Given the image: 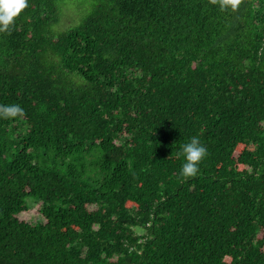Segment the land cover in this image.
<instances>
[{"label": "trees", "instance_id": "obj_1", "mask_svg": "<svg viewBox=\"0 0 264 264\" xmlns=\"http://www.w3.org/2000/svg\"><path fill=\"white\" fill-rule=\"evenodd\" d=\"M64 1L0 30V264H264V0Z\"/></svg>", "mask_w": 264, "mask_h": 264}, {"label": "clouds", "instance_id": "obj_2", "mask_svg": "<svg viewBox=\"0 0 264 264\" xmlns=\"http://www.w3.org/2000/svg\"><path fill=\"white\" fill-rule=\"evenodd\" d=\"M240 0H223V6L236 8ZM28 5V0H0V30L8 28L15 18ZM23 109L19 105H8L0 108V118L17 117L22 114ZM185 162L181 167V175L184 177H195L199 173V164L206 157V148L193 137L189 143L183 146Z\"/></svg>", "mask_w": 264, "mask_h": 264}, {"label": "rangeland", "instance_id": "obj_3", "mask_svg": "<svg viewBox=\"0 0 264 264\" xmlns=\"http://www.w3.org/2000/svg\"><path fill=\"white\" fill-rule=\"evenodd\" d=\"M92 0H65L62 8V18L59 25L54 27V31H65L68 26L78 25L82 17L90 10ZM21 220L35 223L42 220L36 207L19 216Z\"/></svg>", "mask_w": 264, "mask_h": 264}]
</instances>
